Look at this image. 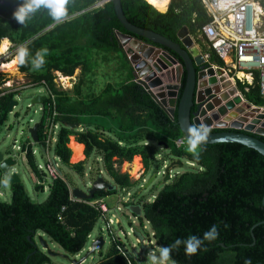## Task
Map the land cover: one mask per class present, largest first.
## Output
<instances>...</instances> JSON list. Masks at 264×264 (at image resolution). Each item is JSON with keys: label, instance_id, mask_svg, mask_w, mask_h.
<instances>
[{"label": "trees", "instance_id": "trees-1", "mask_svg": "<svg viewBox=\"0 0 264 264\" xmlns=\"http://www.w3.org/2000/svg\"><path fill=\"white\" fill-rule=\"evenodd\" d=\"M103 1L70 0L63 22L53 21L47 10L41 9L26 26L13 18L21 0H3L0 4V43L7 38L14 45L13 49L25 44L32 56L41 48L49 50L42 69L34 71L28 62L20 65V71L34 84L45 82L57 97V111L63 127L55 147L56 155L64 166L77 170L81 176L85 175L88 161L101 159L117 188L129 190L137 184L128 174L121 173L120 166L132 163L139 156L148 173L157 164L158 153L152 144L145 143L161 145L169 151L171 161L189 162V170L177 174L153 202L142 199L136 204H126L127 207H142L139 219L143 226L144 220L150 224L158 246H168L190 235L202 237L211 226L217 225L218 238L206 241L204 250L189 256L183 245L174 249L171 259L175 264H246V261L264 264V156L236 143L208 145L196 153L189 152L187 147H178L176 141L184 135L177 112L174 119L171 118L134 81L127 57L116 38L117 32L127 34V31L111 1L95 8ZM121 3L126 18L134 26L178 44L181 43L178 33L187 27L196 42L203 44L200 35L211 19L200 0H171L166 13L145 0H121ZM93 52L121 54L125 68L130 71L127 81L120 85L108 84L98 94L89 96L81 94L84 80L76 86L75 92L58 89L54 73L73 77L79 68L88 67L89 55ZM211 53L210 62L222 67L224 63ZM186 78L184 72L182 86ZM238 87L251 104L264 107L259 86L249 92L241 83ZM4 91L0 90V129L8 121L10 104L19 94L2 95ZM182 92L183 87L180 94ZM49 101L47 99L44 104ZM72 125H85L86 131L72 129ZM106 134L113 135L114 139ZM38 135L42 143L44 120L40 122ZM71 137L85 146L86 161L71 163L72 151L68 146ZM260 140L264 142V137ZM22 149L26 152L25 143ZM33 151V146L28 147L27 163L38 178L44 179ZM163 165L159 164L155 173H159ZM98 176L100 171L95 178ZM48 189L49 195L42 203L29 197L23 183L14 186L10 202L0 200V264H25L29 256L27 264H54L52 257L37 243L40 235L58 244L66 254L79 255L101 220V212L93 203L118 192V189L103 191L96 193L92 200L79 201L72 198L70 186L62 178L37 185L38 191ZM112 238V247L99 264H141L133 256L126 259L120 254L118 247L125 244L115 235Z\"/></svg>", "mask_w": 264, "mask_h": 264}, {"label": "water", "instance_id": "water-1", "mask_svg": "<svg viewBox=\"0 0 264 264\" xmlns=\"http://www.w3.org/2000/svg\"><path fill=\"white\" fill-rule=\"evenodd\" d=\"M110 1L115 7L121 25L127 31V34L117 32L116 38L119 48L134 68L137 83L171 118L174 119L177 112L178 124L184 137L186 138L190 125L204 124L210 128V133L208 140L201 147L236 143L264 156V142L260 140V137H264V108L251 104L228 75L220 68L216 70L206 61L187 27H183L178 33L181 43H175L152 31L134 26L124 14L121 0L103 2L106 4ZM184 72L187 78L185 85L182 86ZM182 87L183 92L180 94ZM45 100V96H37L32 99V104H40ZM18 105L19 101L13 100L9 108L10 113H13ZM39 128V124L29 128V134L34 142H39ZM71 128L79 126L72 125ZM212 130L222 132H211ZM181 164L182 162L178 161L165 167L163 174L166 183L172 179L170 175L172 168ZM16 165L17 160H14L13 156H6L0 151V169L7 176L12 190L15 185L23 183L16 171ZM158 175L159 173H156L144 188H148ZM88 186H90L88 191L81 188L71 190L72 197L79 201H88L92 200L96 193L115 189V186L103 177H98ZM127 209L136 215V218L142 216L140 205H133ZM38 242L48 256H60L51 250L44 236L40 235ZM105 244V237H98L93 241L88 255L79 262L73 261L74 264H83L89 257L100 252ZM63 257L70 259L68 255ZM29 258L30 256L25 264Z\"/></svg>", "mask_w": 264, "mask_h": 264}, {"label": "rangeland", "instance_id": "rangeland-1", "mask_svg": "<svg viewBox=\"0 0 264 264\" xmlns=\"http://www.w3.org/2000/svg\"><path fill=\"white\" fill-rule=\"evenodd\" d=\"M195 40V39H194ZM196 42V41H195ZM11 45V44H10ZM15 49L7 50L4 55L0 57V63L8 62L9 60L13 59L16 55H14ZM98 54V52H96ZM93 56V54H91ZM95 55V54H94ZM102 55V56H101ZM114 55V54H113ZM104 57H110V60L115 59L117 61V65L115 66L113 63L105 61L103 59ZM114 66L116 69H114ZM91 67L94 68L95 71H97V80H100L98 82L100 88H104V82H106L105 78H110L111 81L113 80L112 77L118 75L120 73H123L125 68V63L122 59L121 54H117V56H112V54H99V59L96 58V60H92ZM98 67V68H97ZM94 71V73H95ZM93 71L89 70V76H93ZM0 77L5 80L4 82H10L7 84L8 86L14 87V89H17L19 87H26L29 84H31V79L27 76V74H23L20 71V66L18 63V66L16 67V71L14 72H0ZM76 77V78H75ZM66 78V77H65ZM79 78V75L75 73L74 80H67L63 77H58L57 82L66 89V91H69L71 93V87L73 86V82L76 83ZM77 79V80H76ZM76 80V81H75ZM79 81V80H78ZM1 88H5L1 85ZM7 89V88H6ZM42 93V87L37 86L34 89H27L22 91V100L19 102V105L15 107L13 110V113L10 114L8 117V121L5 123L3 127L0 129V151L4 152L6 156L8 154L14 156V160H17L16 165V171L20 175L23 185L26 188V191L29 195V197L36 203H42L46 200V198L49 195V189L41 192L37 190V178L33 175L31 169L29 168L25 155L16 148L14 149L13 146H20L23 142H26L27 139H30L29 127L34 126L35 124L39 123L41 120V113L39 112V105H35L33 107H30L31 104V98L35 96H40ZM19 95V94H18ZM83 130L80 129V131H86V126L82 125L81 127ZM76 130L79 128H75ZM107 137L113 138V135L106 134ZM72 138V137H71ZM76 137H73L70 142V147L72 142H75ZM114 139V138H113ZM15 142H17L15 144ZM77 143V142H76ZM152 144L156 152L158 153V162L157 164L153 165L152 169L146 173L145 167L143 165V161L140 158V164L141 168L140 171L144 175L143 177L139 178V174L136 175L134 173V160L132 164L131 169V179L135 181L137 186L135 188L126 190L127 193L131 192V196L129 197L128 194L125 192L123 193L120 189H118L117 194L106 197L105 203L107 204V207L109 208V213L106 215L105 220H100L96 223L94 227V231L92 232L90 239L88 241V244L86 248L77 256H72L69 254H66V252L56 243L52 242L47 236L45 237L46 241L48 242L51 250L60 255L58 257H52L54 264H74L73 261L79 262L83 258H85L92 246L93 241H95L98 237L104 236L106 239V244L104 248L98 252L96 255H92L89 257L83 264H99V262L105 258V256L109 253L111 247H112V239L110 236V230L113 231V234H115L117 237L120 238V240L126 245L131 255L138 259L141 264H149L148 261V254L158 248V243L154 239L153 236V230L148 222L144 220V226L142 225V222L139 218H136L130 210L127 209L126 204H136L139 203L142 199H145V201L153 202L156 198V196L159 195V193L164 189V187L168 184H170L173 180V178L177 174H181L187 170H189L191 164L187 162L186 160L181 161L182 165L174 166L171 171L172 179L165 182V175L163 174L164 169L166 166H169L171 163H175L171 161L169 151H167L165 148H161V145L154 144L153 142H147L145 145ZM158 145V146H157ZM34 150L37 151V161L38 163H41L45 166L44 159L40 156V147L39 145L33 146ZM85 149V147H84ZM71 150L73 151L72 147ZM74 154V152H73ZM83 157L81 160H73L71 159L72 164H78L81 162L86 161V155L85 150H83ZM51 157H54L55 152L54 148L52 149L50 153ZM73 158V156H72ZM98 159V158H96ZM166 160V161H165ZM60 165L62 166V173H64V177H66V180L70 183L71 190H73L75 187L81 188L84 191H88L90 189V186H88L93 181V177L95 178L96 174H91L93 171H97L94 168H97L98 164L101 169H103V162L101 160L96 161L91 159L86 164V176L83 177V179L78 176L76 173H68L71 172L70 168L63 165L62 162H60ZM163 163V166L160 169L159 175L154 180V182L148 187L144 188L145 185L154 177L155 175V169L159 167V164L161 165ZM177 163V162H176ZM94 167L93 171L90 172L89 168ZM129 165L127 163H124L122 166H120V171L123 174H127V168ZM73 171V170H72ZM139 171V172H140ZM104 172V169H103ZM134 173V174H133ZM135 175V176H134ZM104 176L106 178H109L107 174L104 172ZM139 179V180H138ZM7 181V182H5ZM3 196H0V200L3 202H10L12 198V189L10 186L9 180L5 177L3 178ZM113 185V184H112ZM133 206V205H131ZM112 219L113 223L111 226H109L111 229H108V221ZM39 238V237H38ZM37 238V243L38 242ZM40 246V245H39ZM42 249V247L40 246ZM43 250V249H42ZM43 252L46 253V251L43 250ZM69 256L70 259H66L63 256Z\"/></svg>", "mask_w": 264, "mask_h": 264}, {"label": "built area", "instance_id": "built-area-1", "mask_svg": "<svg viewBox=\"0 0 264 264\" xmlns=\"http://www.w3.org/2000/svg\"><path fill=\"white\" fill-rule=\"evenodd\" d=\"M207 15L210 17V22L206 24L202 30L200 38L204 39L209 49V53H205L204 57L208 63L211 64V52H214L219 59L224 63L222 67L211 64L217 70L220 68L224 74L229 76V79L238 87V83L245 86V91L249 92L250 89L259 86L262 97L264 98V0H200ZM3 0H0V4ZM259 4L260 11H257L256 5ZM102 4L96 5L95 8L100 7ZM64 21V20H63ZM17 51V50H16ZM4 55V54H3ZM2 55H0L1 57ZM1 64V63H0ZM58 78V77H57ZM4 82V80H3ZM1 83V81H0ZM10 82L2 83L0 90H6L2 95L16 92L19 102L22 100V91L27 89H34L37 86L42 87L40 96H46V100L50 101L45 105V102L39 105V112L41 113V120H44V141L42 143L34 142L31 138L27 139L26 152L23 151L22 145L13 148L20 150L25 156L28 147L40 145V149L45 154V166L41 163L38 169L43 175L44 179L37 176V184L42 186L45 181L53 182L59 178L64 179L60 169V158L56 155L51 157L50 153L58 142L59 133L62 129V122L59 120L61 114L57 111L56 95L51 91L48 85L43 82L40 84L31 83L26 87L8 86ZM56 86L60 90H65L55 80ZM7 88V89H6ZM239 88V87H238ZM33 107L34 104H30ZM39 122V124H40ZM31 127V126H30ZM29 127V128H30ZM17 142H15L16 144ZM178 147H187L186 138L183 137L176 141ZM37 155V151H33ZM6 177L0 169V196H3L1 191L3 188V178ZM47 189V188H46ZM100 210L103 216L109 213V208L102 201L93 203ZM65 210V209H64ZM113 223L112 219L108 221V229L110 230ZM115 234L110 230L111 239ZM116 236V235H115ZM119 238V237H118ZM120 239V238H119ZM114 240V239H113ZM120 254L126 259H129L131 253L125 246L118 247ZM132 264V263H130Z\"/></svg>", "mask_w": 264, "mask_h": 264}, {"label": "clouds", "instance_id": "clouds-1", "mask_svg": "<svg viewBox=\"0 0 264 264\" xmlns=\"http://www.w3.org/2000/svg\"><path fill=\"white\" fill-rule=\"evenodd\" d=\"M105 1V0H104ZM70 0H21L15 11L13 12V18L23 26L27 25V22L30 21L33 16L41 9L47 10V14L55 22H60L68 15V5ZM100 4V3H99ZM101 6L104 5V2H101ZM100 6V7H101ZM257 11H260L259 4L256 5ZM10 41V40H9ZM9 41L7 38H4L2 45H0V51H4L9 46ZM1 44V43H0ZM12 44V43H11ZM13 45V44H12ZM14 47V45H13ZM11 46L8 50L13 49ZM49 50L47 48H41L35 52V55L32 56L27 45L22 44L17 49V55L13 63H19L20 65H25L30 62L32 70L38 71L43 68L46 63V56L48 55ZM15 55V53H14ZM3 82V81H1ZM4 83V82H3ZM37 97V96H35ZM31 98V104L32 99ZM18 100V99H15ZM19 101V100H18ZM42 104V103H40ZM35 106V104H34ZM39 124V123H37ZM63 124V123H62ZM40 126V124H39ZM31 126L30 128H32ZM63 127V126H62ZM80 127V126H79ZM80 130V128H79ZM61 132V131H60ZM210 133V128L204 124H192L187 129L186 133V142L187 150L191 153H196L198 149L201 148L203 144L208 140ZM33 140V139H32ZM71 142V139H70ZM38 143V142H36ZM39 145V144H38ZM70 145V143H69ZM68 145V146H69ZM40 147V145H39ZM70 148V147H69ZM42 151V150H41ZM43 153V152H42ZM7 156H12L8 154ZM37 155H35L36 157ZM14 157V156H13ZM26 158V156H25ZM45 160V154L43 157ZM37 159V157H36ZM27 161V159H26ZM38 162V161H37ZM39 165V163H38ZM5 175V174H4ZM7 178V176H6ZM7 182V181H5ZM219 236L218 226L213 225L207 231L203 233L202 237L196 235H190L187 239L181 240L176 239L173 244L168 246H160L152 250L148 254L149 264H175V261L171 259V253L174 249H178L179 246L183 245L186 255H195L198 251L204 250L203 245L207 242L215 241ZM246 264L250 262L246 261Z\"/></svg>", "mask_w": 264, "mask_h": 264}, {"label": "crops", "instance_id": "crops-1", "mask_svg": "<svg viewBox=\"0 0 264 264\" xmlns=\"http://www.w3.org/2000/svg\"><path fill=\"white\" fill-rule=\"evenodd\" d=\"M148 2V1H147ZM170 3H171V0H168V5L166 6V8L164 9V10H159V9H157L158 11H160V12H162V13H166L167 11H168V9H169V6H170ZM64 20V19H63ZM63 20L61 21V22H63ZM194 38V37H193ZM195 39V38H194ZM201 39V38H200ZM8 40V39H7ZM9 41V40H8ZM195 41H196V39H195ZM2 42H3V40L1 41V44L0 45H2ZM10 42V41H9ZM202 42H203V44L202 45H200V44H198L197 42H196V45L198 46V48H199V50L201 51V53L204 55L205 53H209V49L207 48V45H206V42H205V40L202 38ZM10 44H11V42H10ZM13 47V45L11 44L10 46H9V48L10 47ZM18 48H15V55H16V53H17V50ZM4 54V53H3ZM93 54V56L90 54L89 55V57H90V59H91V61L88 63V67H86V68H79L77 71H76V74H78L79 75V78H78V80H77V82L76 83H74L73 82V86L74 87H71V89H69V90H71V93L74 91L75 92V88H76V86H78V84L80 83V81L81 80H84V81H86V82H83L82 84L83 85H85V86H83V88H82V91H81V94H83L84 96H89V95H93V94H98L99 92H101L102 90H103V88H100L99 87V84H98V82H100V80H97V78H96V76H97V71H95L94 70V68H92L91 67V62H92V60L94 61V60H96V58H98L99 59V54L100 53H96V52H93L92 53ZM95 54V55H94ZM117 56V54H112V56ZM102 56V55H101ZM126 56V55H125ZM16 57V56H15ZM14 57V58H15ZM127 57V56H126ZM13 58V59H14ZM103 59L105 60V61H107V63H109V62H111V63H113L115 66L117 65V61L115 60V59H113V60H110V57L108 58L107 56L106 57H104L103 56ZM12 60V59H11ZM10 61V60H9ZM127 61H128V63H127V65H129V68L132 70V74H134V68H133V66L130 64V62H129V60H128V57H127ZM4 63V62H3ZM2 64V63H1ZM0 64V65H1ZM110 64V63H109ZM212 64V63H211ZM213 65H215V64H213ZM19 66H20V64H19ZM115 66H114V69H115V71L116 70H118V69H116L115 68ZM217 66V65H216ZM218 67V66H217ZM98 68V67H97ZM129 68H124V71H123V73H120L119 74V76L118 75H116V76H114V77H112V81H111V79L110 78H105L106 80V82H104V85L106 86V85H108V84H112V85H120V83H122L124 80L125 81H127V79L129 78V74H130V71H129ZM89 70L91 71H93V73H94V71H95V73L93 74V76L91 77V76H89L90 74H89ZM15 72V71H14ZM11 73V72H10ZM55 74V76H56V79H57V77H63V78H65L66 76H64L62 73H60V72H55L54 73ZM76 78V77H75ZM55 79V80H56ZM66 79L68 80H74V76L73 77H66ZM75 80V81H76ZM0 81H3V79H1ZM5 81V80H4ZM134 81L137 83V77L134 75ZM52 91V90H51ZM54 93V92H53ZM74 94V93H73ZM46 97V96H45ZM42 102H45V101H42ZM255 106V105H254ZM262 108H264V107H262ZM82 126H80L79 128L81 129V130H83L82 128H81ZM73 138V137H72ZM72 138H70V139H72ZM75 139V142H77V140H76V138H74ZM78 143V142H77ZM78 144H80V143H78ZM81 145H83V144H81ZM84 146V145H83ZM69 147H70V145H69ZM85 147V146H84ZM70 149H71V147H70ZM85 150V149H84ZM72 151V150H71ZM73 152L74 151H72V156L74 155L73 154ZM40 156L41 157H43V153H42V151H40ZM137 157H139V156H137ZM137 157H135V158H137ZM141 158V157H140ZM72 159V158H71ZM99 160H101V159H99ZM141 160H142V158H141ZM102 161V160H101ZM125 163H127L128 165H129V167L127 168L128 170H127V174L129 175V174H131V169H132V164H133V162L132 163H128V162H125ZM28 164V163H27ZM103 164V163H102ZM29 166V165H28ZM98 167L97 168H94V167H90L89 168V170H90V172L91 171H93V168L94 169H96L97 171H93L92 173H94V172H96L95 174H97L99 171H100V176H98V177H103L107 182H109L111 185L113 184V186H115V189H118L117 188V186H116V184L114 183V181L110 178V176L108 175V173L106 172V170H105V168H104V165H103V169H104V172H105V174H107V176L109 177V178H106L105 176H104V172H103V169H101L100 168V166H99V164L97 165ZM62 167V166H61ZM30 168V167H29ZM116 168H118V166H116ZM71 170V172H68V173H76L78 176H80L82 179H83V177H85L86 176V172L87 171H85V175L84 176H81L78 172H77V170H73V169H70ZM73 170V171H72ZM60 172H61V174H62V176L64 177V173H62V169H60ZM33 173V172H32ZM91 173V174H92ZM156 174V173H155ZM33 175L37 178V175L36 174H34L33 173ZM143 175H144V172L142 173L141 171L139 172V178H141V177H143ZM130 176V175H129ZM86 177H88V176H86ZM98 177H96V178H93V181H95ZM5 178V177H4ZM130 178H131V176H130ZM64 180H66V177H64ZM132 180V179H131ZM139 180V179H138ZM67 181V180H66ZM92 181V182H93ZM133 181V180H132ZM133 182H135V181H133ZM67 183L69 184V186H70V183L67 181ZM3 186H4V183H3ZM75 188H78V187H75ZM74 188V189H75ZM3 189V188H2ZM70 189H71V187H70ZM2 191V190H1ZM123 193H125L126 192V190L124 189V190H121ZM3 192V191H2ZM127 193V192H126ZM128 194V196L130 197L131 196V192H129V193H127ZM73 198V197H72ZM74 199V198H73ZM105 199L106 198H104V199H101V200H98V201H102L103 203H105ZM74 200H77V199H74ZM130 202H132V200H130L129 201V203L128 204H130ZM106 204V203H105ZM107 205V204H106ZM104 218H106V215L105 216H103V214H101V220H105Z\"/></svg>", "mask_w": 264, "mask_h": 264}, {"label": "bare ground", "instance_id": "bare-ground-1", "mask_svg": "<svg viewBox=\"0 0 264 264\" xmlns=\"http://www.w3.org/2000/svg\"><path fill=\"white\" fill-rule=\"evenodd\" d=\"M145 1H148L149 4H151L153 7H155L156 9H159V10H164L166 8V6L168 5V0H145ZM9 46H10V42H9ZM9 46L7 47L6 50L0 51V55H3V53H5L8 50ZM14 60H15V58L10 60V61H8V62L2 63L0 65V72H13V71H16V67L18 66V62L17 63H13ZM64 79H65V81H67L66 78H64ZM71 147H72V149L74 151V155H73V158H72L73 160H75V161L78 160L79 161L82 158H84L83 157V155H84L83 154V150H84V146L83 145L78 144L76 142H72ZM140 168H141L140 158L137 157L134 160V167H133L134 173L136 175L139 174Z\"/></svg>", "mask_w": 264, "mask_h": 264}]
</instances>
